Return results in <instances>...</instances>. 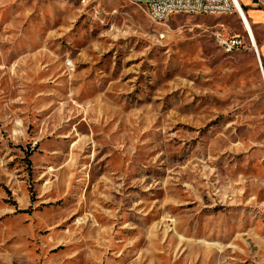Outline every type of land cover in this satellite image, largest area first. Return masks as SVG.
Segmentation results:
<instances>
[{
	"label": "rangeland",
	"instance_id": "obj_1",
	"mask_svg": "<svg viewBox=\"0 0 264 264\" xmlns=\"http://www.w3.org/2000/svg\"><path fill=\"white\" fill-rule=\"evenodd\" d=\"M262 70L237 12L0 0V264H264Z\"/></svg>",
	"mask_w": 264,
	"mask_h": 264
},
{
	"label": "built area",
	"instance_id": "obj_2",
	"mask_svg": "<svg viewBox=\"0 0 264 264\" xmlns=\"http://www.w3.org/2000/svg\"><path fill=\"white\" fill-rule=\"evenodd\" d=\"M133 2L148 9L149 17L159 22L165 21L174 13H186V9H194V13L201 14L238 13L236 0H133ZM217 40L226 53L239 51L246 46V40L237 34L226 36L218 33Z\"/></svg>",
	"mask_w": 264,
	"mask_h": 264
},
{
	"label": "crops",
	"instance_id": "obj_3",
	"mask_svg": "<svg viewBox=\"0 0 264 264\" xmlns=\"http://www.w3.org/2000/svg\"><path fill=\"white\" fill-rule=\"evenodd\" d=\"M242 3L246 12L245 15L254 35L257 50L259 55L261 53L264 58V0H257V2L255 0H242ZM243 24L246 28L244 22Z\"/></svg>",
	"mask_w": 264,
	"mask_h": 264
},
{
	"label": "bare ground",
	"instance_id": "obj_4",
	"mask_svg": "<svg viewBox=\"0 0 264 264\" xmlns=\"http://www.w3.org/2000/svg\"><path fill=\"white\" fill-rule=\"evenodd\" d=\"M133 2V0H130ZM135 3V2H134ZM236 3H237V7H238V13H239V16L241 17V19L243 20V22L245 23L246 25V28H247V34H248V37H249V40L251 41L253 47H254V50L256 51V54H257V59L260 60L259 64H260V67H261V70H262V62H261V58H260V55H259V52L257 50V47H256V44H255V39H254V35L252 33V30L250 28V25L248 23V20H247V17L245 15V12L243 11V8L239 2V0H236ZM140 5V4H139ZM146 9V8H145ZM148 15H149V10L146 9ZM186 13H194V9H186ZM153 20V19H152ZM154 21V20H153ZM154 22H159V21H154ZM262 73H263V77H264V72L262 70Z\"/></svg>",
	"mask_w": 264,
	"mask_h": 264
},
{
	"label": "trees",
	"instance_id": "obj_5",
	"mask_svg": "<svg viewBox=\"0 0 264 264\" xmlns=\"http://www.w3.org/2000/svg\"><path fill=\"white\" fill-rule=\"evenodd\" d=\"M243 7V6H242ZM243 9H244V7H243ZM244 11H245V9H244Z\"/></svg>",
	"mask_w": 264,
	"mask_h": 264
},
{
	"label": "water",
	"instance_id": "obj_6",
	"mask_svg": "<svg viewBox=\"0 0 264 264\" xmlns=\"http://www.w3.org/2000/svg\"><path fill=\"white\" fill-rule=\"evenodd\" d=\"M256 2H257V0H255ZM259 62H260V60H259Z\"/></svg>",
	"mask_w": 264,
	"mask_h": 264
}]
</instances>
